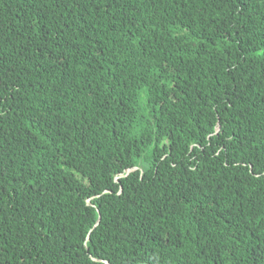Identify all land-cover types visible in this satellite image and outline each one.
Returning a JSON list of instances; mask_svg holds the SVG:
<instances>
[{
    "label": "trees",
    "instance_id": "trees-1",
    "mask_svg": "<svg viewBox=\"0 0 264 264\" xmlns=\"http://www.w3.org/2000/svg\"><path fill=\"white\" fill-rule=\"evenodd\" d=\"M0 264H264V0H0Z\"/></svg>",
    "mask_w": 264,
    "mask_h": 264
}]
</instances>
